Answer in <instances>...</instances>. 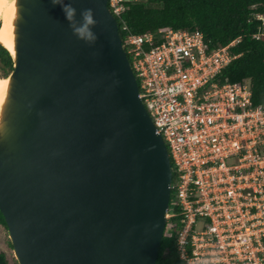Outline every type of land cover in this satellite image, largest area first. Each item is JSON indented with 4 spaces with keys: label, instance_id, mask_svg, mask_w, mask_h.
Masks as SVG:
<instances>
[{
    "label": "water",
    "instance_id": "1",
    "mask_svg": "<svg viewBox=\"0 0 264 264\" xmlns=\"http://www.w3.org/2000/svg\"><path fill=\"white\" fill-rule=\"evenodd\" d=\"M65 2L77 19L92 9L94 44L77 39L59 4L18 0L0 133V213L14 256L155 264L170 199L167 148L107 0Z\"/></svg>",
    "mask_w": 264,
    "mask_h": 264
},
{
    "label": "built area",
    "instance_id": "2",
    "mask_svg": "<svg viewBox=\"0 0 264 264\" xmlns=\"http://www.w3.org/2000/svg\"><path fill=\"white\" fill-rule=\"evenodd\" d=\"M134 1L107 7L121 19ZM234 42L212 48L201 31L171 28L122 38L169 154L166 216L178 218L183 264H264V104L253 103L247 80L221 76Z\"/></svg>",
    "mask_w": 264,
    "mask_h": 264
},
{
    "label": "trees",
    "instance_id": "3",
    "mask_svg": "<svg viewBox=\"0 0 264 264\" xmlns=\"http://www.w3.org/2000/svg\"><path fill=\"white\" fill-rule=\"evenodd\" d=\"M256 14H264V0H142L128 3L123 14L127 30L119 33L124 38L128 33L157 34L169 28L198 30L212 48L239 39L230 47L238 56L221 76L232 82L248 80L253 103L264 104V23ZM0 58L13 67L12 56L2 45ZM0 224L6 228L1 213ZM178 227L177 217L166 222L155 264H183L175 246ZM0 264H8L3 253Z\"/></svg>",
    "mask_w": 264,
    "mask_h": 264
},
{
    "label": "bare ground",
    "instance_id": "4",
    "mask_svg": "<svg viewBox=\"0 0 264 264\" xmlns=\"http://www.w3.org/2000/svg\"><path fill=\"white\" fill-rule=\"evenodd\" d=\"M19 17L18 0H0V45L15 57L16 23ZM11 76L0 75V133L11 89Z\"/></svg>",
    "mask_w": 264,
    "mask_h": 264
},
{
    "label": "clouds",
    "instance_id": "5",
    "mask_svg": "<svg viewBox=\"0 0 264 264\" xmlns=\"http://www.w3.org/2000/svg\"><path fill=\"white\" fill-rule=\"evenodd\" d=\"M136 1H142V0H136ZM134 1V2H136ZM52 4H59L61 6V10L63 12V15H64V19L67 21L68 23V27L71 29L72 33L77 37V39H80V40H83L85 43L91 45V44H94L96 42V40L98 39L97 37V34L95 31H93L94 27L97 25L98 21L94 18V15H93V11L92 9L90 8H85V9H82L79 13V19H77V16H76V8H74L72 6L71 3H66L65 0H51ZM128 4V3H127ZM128 9V8H127ZM126 9V10H127ZM125 10V11H126ZM113 15V14H112ZM262 15L264 14H256V17L257 18H260L262 19L263 23H264V19L262 17ZM114 16V15H113ZM115 17V16H114ZM116 21H117V24L119 22H121V24H123V21L124 19L121 18H116ZM125 22V21H124ZM126 24V23H125ZM121 28V26L119 27L118 25V30H121L119 29ZM126 28H127V25H126ZM127 30V29H126ZM126 30H121V31H126ZM176 30V29H175ZM162 33V32H160ZM160 33H157V34H160ZM153 34V33H152ZM260 34H257L256 35V38L259 37ZM239 39H234L232 41H235L233 45H235L236 42H238ZM231 41V42H232ZM230 43V42H229ZM232 45V46H233ZM231 46V47H232ZM236 55V54H234ZM238 56V55H237ZM236 56V57H237ZM234 59V58H233ZM232 59V60H233ZM231 60V61H232ZM230 64V63H229ZM228 64V65H229ZM224 69V68H223ZM248 81V80H247ZM249 82V81H248ZM145 107V106H144ZM149 114V113H148ZM166 146V145H165ZM172 199V195H171V191H170V199H169V206H172L170 205V200ZM168 208H167V213H168ZM166 213V215H167ZM170 219V218H169ZM178 219V218H177ZM168 221V218L166 216V222ZM166 225V224H165ZM7 229V228H6Z\"/></svg>",
    "mask_w": 264,
    "mask_h": 264
},
{
    "label": "rangeland",
    "instance_id": "6",
    "mask_svg": "<svg viewBox=\"0 0 264 264\" xmlns=\"http://www.w3.org/2000/svg\"><path fill=\"white\" fill-rule=\"evenodd\" d=\"M264 19V15H262ZM12 68L10 67H2L0 66V75L7 76L10 74ZM173 197L170 200V205L173 204ZM0 253H3L5 259L7 260L8 264H14V261L16 260L13 249L10 243V239L8 237L7 229L0 224ZM15 259V260H14Z\"/></svg>",
    "mask_w": 264,
    "mask_h": 264
},
{
    "label": "flooded vegetation",
    "instance_id": "7",
    "mask_svg": "<svg viewBox=\"0 0 264 264\" xmlns=\"http://www.w3.org/2000/svg\"><path fill=\"white\" fill-rule=\"evenodd\" d=\"M0 66H2V67H5V68H7L8 66H5V64H3V62H2V59L0 58ZM13 68V67H12ZM3 226V225H2Z\"/></svg>",
    "mask_w": 264,
    "mask_h": 264
}]
</instances>
